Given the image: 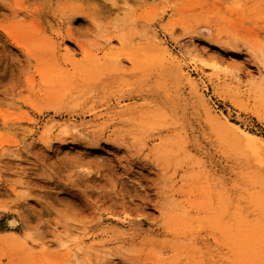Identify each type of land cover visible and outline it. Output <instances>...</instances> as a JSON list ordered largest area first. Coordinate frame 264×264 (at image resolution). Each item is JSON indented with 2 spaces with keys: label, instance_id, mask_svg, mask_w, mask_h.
<instances>
[{
  "label": "rangeland",
  "instance_id": "rangeland-1",
  "mask_svg": "<svg viewBox=\"0 0 264 264\" xmlns=\"http://www.w3.org/2000/svg\"><path fill=\"white\" fill-rule=\"evenodd\" d=\"M160 41L203 46L221 70L179 68ZM260 90L264 0H0V264L233 259L201 220L225 205L264 226V147L203 102L264 140Z\"/></svg>",
  "mask_w": 264,
  "mask_h": 264
},
{
  "label": "bare ground",
  "instance_id": "bare-ground-1",
  "mask_svg": "<svg viewBox=\"0 0 264 264\" xmlns=\"http://www.w3.org/2000/svg\"><path fill=\"white\" fill-rule=\"evenodd\" d=\"M200 29L207 30L208 26L203 25V26H201V28H199V30ZM155 46H153V47H155ZM156 48H157V50H156L157 52L160 50V52L162 51V53L163 54L165 53L166 56L169 55L170 59L172 61H174L179 68H182L185 64V56H187L189 58V60L193 63L194 68L197 67V65H199V66L202 65L204 67L211 69L213 72H219L221 70V67H222L220 62L223 63V61H220L218 58H216L217 56H213V54H211V53L210 54L208 52L205 53L206 51H204L202 49L203 46H202V48L184 47L182 49V51H180V55H174V56H172L170 49L167 48V46L165 45L164 42L160 41L158 43V45L156 46ZM204 48H205V46H204ZM205 50H206V48H205ZM132 53H135V52H132ZM163 54H162V56H163ZM128 55H129L128 56L129 59H133L132 56L134 54L132 55L129 53ZM114 58H116V57H114ZM137 58L140 59V57H137ZM124 60H126V59H124ZM126 62H127V60H126ZM132 62L130 61V63H132ZM134 62L135 63L138 62L136 64H139L143 61L136 60ZM145 64H146V62H145ZM146 65H145V67H146ZM125 66H127V64ZM101 67H103V66H101ZM132 67H134V66H132ZM120 69H123V68H120L117 65L112 70L114 72H116ZM124 70L125 69H123V71ZM234 79H235L236 84H237L236 87L238 88L239 87L238 84H240V80L237 76H234ZM70 83L71 82L69 81L67 75H65L63 73H60L57 76V79L55 81L56 85H61V86L63 85L64 89L67 88L68 90H70V86H71ZM193 88L195 91H198L199 90L198 83H196V82L193 83ZM236 90H238V89H236ZM258 93H259L257 96L258 101H259L258 104L263 106L264 105V91L260 90ZM203 103H204L203 106H204L206 115H207L209 120H215V121L220 122L221 124H224L230 128H233L238 133L243 134L245 137L252 138V139H258L264 147V140L259 138V136L245 131L244 129L239 127L237 124L228 121L226 118H223L220 115L213 114L209 104L207 103V101L204 100ZM85 128H87L86 122L65 121L61 127V132L63 134H68V133H70V134H72V133L82 134V130ZM60 141H62V140H60ZM206 187H207V185H205V186L203 185L199 188L200 192L202 194L203 201L206 198L208 200L210 198V196H212L211 191L208 194H205V192L207 191ZM216 193H217L216 201L221 203L222 196L219 195L220 191H216ZM256 200L259 202L258 203L259 207L261 206L260 208H264V198H257ZM238 210L240 213L238 212V214H236V215L239 217L235 218V220H234L233 218L229 217V214L227 213V206L220 205L218 212H217V215L214 218L207 216L201 220V221H204L206 223V225L209 226L210 228H213L215 225H218L217 227H219V225H220L221 231H219V233H221V236L224 239L223 243L227 246L228 251L233 255V259H231V260L228 259V256L221 255V254L217 257V259H213L212 257L209 256L208 259H206L203 262V264H226V263H228V264H264V226L261 227L262 225L260 226V224H257V222H255V219L246 218V216L248 214V210L247 211H245L244 209H238ZM207 222H208V224H207ZM17 223H18V219H16L15 217H11L10 219H8L7 226L9 227V229H5L4 231H2V235H11V233L13 231L10 229L13 228ZM238 226L243 227L240 229L241 230V238L235 239L232 237L233 236V230L236 229ZM71 229H73V228H71ZM74 229H75V232H77L78 230H79V232L81 231L78 228V226L74 227ZM69 231L71 232L72 230H69ZM71 233H73V232H71ZM61 245H65V243L62 242Z\"/></svg>",
  "mask_w": 264,
  "mask_h": 264
}]
</instances>
